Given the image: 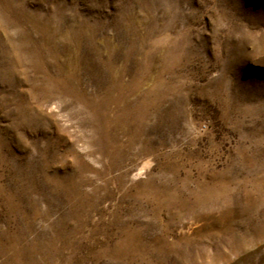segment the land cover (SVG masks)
Returning <instances> with one entry per match:
<instances>
[{
    "label": "rangeland",
    "instance_id": "obj_1",
    "mask_svg": "<svg viewBox=\"0 0 264 264\" xmlns=\"http://www.w3.org/2000/svg\"><path fill=\"white\" fill-rule=\"evenodd\" d=\"M0 264H264V0H0Z\"/></svg>",
    "mask_w": 264,
    "mask_h": 264
}]
</instances>
